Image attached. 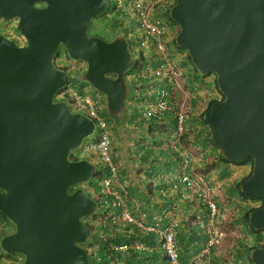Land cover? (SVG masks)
<instances>
[{"label":"water","instance_id":"obj_1","mask_svg":"<svg viewBox=\"0 0 264 264\" xmlns=\"http://www.w3.org/2000/svg\"><path fill=\"white\" fill-rule=\"evenodd\" d=\"M107 10V0H0V23L17 19L26 40L21 47L0 36V213L15 227L0 248L21 255L23 264L91 263L82 247L92 233L84 219L97 213L98 202L79 187L94 179L96 165L71 156L95 122L54 101L70 81L55 61L63 46L85 62L81 80L121 115L125 74L134 67L128 42L89 34ZM170 17L180 28L177 45L199 73L217 76L224 100L204 119L227 161L253 160L241 190L261 201L249 223L264 231V0H176ZM251 261L264 264V247Z\"/></svg>","mask_w":264,"mask_h":264},{"label":"built area","instance_id":"obj_2","mask_svg":"<svg viewBox=\"0 0 264 264\" xmlns=\"http://www.w3.org/2000/svg\"><path fill=\"white\" fill-rule=\"evenodd\" d=\"M111 1L113 15L126 22L132 34L140 41V50L149 48L146 59L140 62L139 76L143 81L148 80L152 89L142 101L139 117L146 120L147 126L157 135H164L171 152L180 156L178 171L166 175L170 189L179 194L182 200L195 202L206 210L205 214L194 216L190 222L193 227L204 233L206 243L202 251L191 258L189 264H207L210 256L221 247L226 233L221 226V210L216 199V187L205 180V177L195 173L193 153L183 141L189 132L188 116L191 114V103L178 58L167 46L169 28L162 18L174 1ZM135 25L138 30L132 28ZM206 94L208 98H212L210 92L206 91ZM55 101L65 102L73 113L84 114L95 121L94 138L83 144L82 152L85 155L97 153L102 165L108 169V176L103 180L102 194L104 197L111 196L114 199L118 216L113 219V224L121 222L136 225L147 235L152 234L154 241L157 242L155 249L160 248L164 253L166 264H182L177 248L180 224L175 208L172 205L164 207L154 217L152 226L138 221L130 212L126 202L129 193L119 182L120 169L111 151L110 125L100 114V102L76 83H71L59 91ZM161 195L170 199L165 191H162ZM134 247L146 250L140 244H123L115 247V250L129 251Z\"/></svg>","mask_w":264,"mask_h":264},{"label":"crops","instance_id":"obj_3","mask_svg":"<svg viewBox=\"0 0 264 264\" xmlns=\"http://www.w3.org/2000/svg\"><path fill=\"white\" fill-rule=\"evenodd\" d=\"M169 1L171 2L172 0ZM175 55L177 56L178 60H187L185 57L186 55L179 52L177 49H175ZM131 78L127 79L130 86V94L128 98L129 101L127 103L128 109L119 119L120 123L117 126L113 124L116 122V120L114 122H110V133L112 136L111 151L113 153L115 163L118 165L121 171V173H119V182L120 185L125 187L129 193L126 202L130 212L138 221H141L148 226H152L154 224V217L157 216L164 207L167 205H172L175 208L177 220L180 224L177 236V248L181 263L189 264L191 258L195 255H198L206 243V236L204 233L197 227H193L190 223L194 216L201 213L205 214V208L199 206L195 202L182 200L179 194L173 192L170 189V183L168 181V177L166 176L169 173L168 162H166V165L163 166L162 172L158 175V180L154 178L156 171L158 170L156 167L152 168V166L155 165L154 162L158 161L160 158V153L156 150L157 147L153 146L152 142L143 140L140 145H137L136 142H129L131 145L129 154H131V161L134 162L132 163L134 165L133 169H131V164L129 167L127 164L126 166L121 165L117 158L118 148L120 147L119 145L122 138L121 134L124 133L126 138L129 139L130 136H128V130L129 133H131L130 130L132 126H137L140 124V122H142L139 117L141 102H139V108L136 103V98L140 94L139 92L144 87H146L148 83H150L146 81L144 84L140 83L138 85L139 79ZM215 81V78L210 76L204 78L203 82L206 85L211 82L212 86L208 88L216 91V88L214 87ZM85 89L88 94L94 96L101 103L103 108V97L93 93V91L87 87ZM143 91L144 89L142 92ZM195 92H197L198 96L195 100L197 103L194 112L198 114L205 110L206 106L203 105H205L204 103H206L207 99L203 97V91L200 89L196 88ZM188 99L191 105L194 106L192 98L188 97ZM121 128L123 131L120 130ZM202 128L208 132L209 127L204 125ZM204 137L206 136L204 135ZM133 138L134 136L131 135L130 141ZM196 138L197 137L193 136L186 142L187 147L191 150L194 156L195 173L201 175L199 172H203L205 180L215 185L217 188L216 199L224 217L226 218L230 211L233 212L236 226L241 227V229H244L246 232L243 236H241V239H236V241L232 243V248H235V253L231 258H225L226 251L228 250L225 248L228 246H226L223 242L220 250H216L215 253L210 256L207 264H244L242 257L247 256V254L245 255L244 252H247L249 250L248 248L251 246L254 247L257 244L256 238L250 233L249 228H247L244 217L248 209L258 206L259 203L256 201H247L243 199L237 192L236 186L249 175L251 172V167L249 165H235L224 162L221 158V152L219 148H216L209 140H205V138L204 140L201 138V142H199L200 140L198 141ZM136 146L139 148L136 149V153H133L135 151L134 147ZM79 157V150L72 153L73 159ZM81 159H87L99 166V156L97 153L87 158L81 156ZM172 163L174 162L172 161ZM150 164L151 168L149 175L147 170ZM230 165H232V168H230ZM220 173L222 174L220 177H218ZM162 175H165L166 177H162ZM107 176L108 170L106 167H104L103 172L99 177L101 185L99 186L98 190L93 184H86L82 188L85 189V191L92 198L98 199L102 189V180ZM162 191H165L167 194H169L170 199L164 198L161 195ZM111 200L114 201L112 197L107 199L109 208L112 204ZM101 213H103V209L100 211V213H98L99 217H95V220L89 219L92 220L89 222L92 224V226H94L93 233H95V236L93 239H91L87 245V248L91 254L93 253L92 255L95 258L94 262L96 259H101V264H166L164 253L160 250V248L155 249V247H157V242L154 241L152 234L147 235L136 225L119 223V225L112 227L108 224L106 218H103ZM116 216H118V210ZM7 222L9 221L0 216V241L2 238L12 234L15 231L14 225L11 223L13 226L11 229ZM112 228L117 229L112 230ZM226 233H228V231H226ZM262 240H264V235H262ZM129 241H132V244L142 245L146 248V250H143L142 248L139 250L135 247L129 251L112 250L113 246H120L122 244L128 243ZM16 262H19V259H16ZM0 264L10 263L7 259L4 260L2 256H0Z\"/></svg>","mask_w":264,"mask_h":264},{"label":"clouds","instance_id":"obj_4","mask_svg":"<svg viewBox=\"0 0 264 264\" xmlns=\"http://www.w3.org/2000/svg\"><path fill=\"white\" fill-rule=\"evenodd\" d=\"M108 1V10L104 13V14H107V15H105V18L106 19H108V25L111 27V28H109V30L110 31H112L111 32V34H110V36H109V41H113L114 39H116V38H125L126 40H127V42H128V45H129V51H130V54H131V57H132V60H133V69L131 70V71H129L128 73H126L125 74V80H126V82H127V85H128V96H127V98H126V101H125V108H124V111H123V113L121 114V115H113V114H111L109 111H108V107L107 106H104L103 108H102V106L100 107V114L102 115V116H104L106 119H107V115L108 116H110L111 118L112 117H120V116H122L125 112H126V110L128 109V106H127V103H128V101H129V94H130V86H129V83H128V78H131V77H134V78H131V79H139L138 80V85L140 84V83H145L146 81H148V80H146V81H143V80H141V78H140V76H139V71H140V62L141 61H143V60H145L146 58H145V56H146V54L148 53V51H149V48L148 49H146V50H140V48H139V45H140V41L138 40V38L135 36V35H133L132 34V32L130 31V29H129V26L126 24V22L125 21H123L119 16H115V15H113V10H112V7H111V4H112V1L111 0H107ZM172 1H174V4L172 5V7L175 5V2H176V0H172ZM172 7H170V12H171V9H172ZM104 14H102L103 16H104ZM164 17V16H163ZM164 20H165V22L167 21L166 19H165V17H164ZM175 23V22H174ZM1 24H3V23H0V27L2 26ZM167 24V23H166ZM176 24V23H175ZM174 24V26L173 25H168L167 24V27L169 28V31H168V39H169V41H168V39H167V41H168V43H167V46L169 47V49H171L172 50V52H174L175 53V49H177L179 52H181V53H183L182 52V50L181 49H183V48H180L178 45H177V42H176V39H177V36H178V34H179V32H180V28H179V26L176 24L175 25ZM176 27H177V29H176ZM16 29V31H15V33H17V35L16 36H19L20 34H19V32H18V26H17V28L16 27H14V26H12V27H10L9 28V31L8 32H10L11 34H13L12 33V29ZM133 29H136V30H138L137 29V25H135V26H133L132 27ZM175 48V49H173V48ZM185 50V49H184ZM151 52H154L153 50H150ZM184 53L186 54V56H187V58L189 59V54H188V52L185 50L184 51ZM65 55H66V58H63L62 60H59V62H57V67L58 68H60V69H62V70H64V71H66L68 74H69V72H68V68L67 67H65L66 65H65V62L66 63H71L68 59H70V60H72V61H77V60H73L72 58H70L69 57V55L67 54V52L65 53ZM58 57V56H57ZM56 57V59H58ZM179 61V60H178ZM190 61V60H189ZM77 62H83V61H77ZM192 62V61H191ZM56 63V62H55ZM85 63V62H84ZM87 65V64H86ZM180 65V64H179ZM181 67V66H180ZM196 68V67H195ZM87 69V68H86ZM181 69H182V73H183V76H184V84H185V89H187L186 88V85L188 84V82H189V84H191V83H193V81H190V79L188 78V77H185V75H184V70H183V68L181 67ZM196 72L198 73V74H200L199 73V71L196 69ZM85 73V72H84ZM84 74H82L81 76H80V78H72L71 76H70V81H69V83H68V85L69 84H71V83H76L77 85H79L81 88H83V89H85L86 87L88 88V89H91V91H93L94 89L87 83V82H85V81H82L81 80V77L83 76ZM212 76H214L215 74H211ZM216 78H215V80H216V83H217V76H215ZM149 82V81H148ZM67 85V86H68ZM192 85V84H191ZM66 86V87H67ZM218 86V85H217ZM65 87V88H66ZM64 89V88H63ZM144 89V91L142 92V90ZM139 93V95L137 96V98H136V103H137V105L139 106V108H140V105H139V102H141V106H142V101L146 98V96L148 95V93L149 92H151V86L149 85V83H148V85L146 86V87H144ZM86 90V89H85ZM94 91H96V90H94ZM201 91H203V97H205L206 99H207V101H206V103L207 104H209V102L210 101H212V100H219L220 102L221 101H223L224 99H222V96H223V94H221V92L219 91V89H216V91H213V90H211V89H209V88H204L203 90H201ZM206 91H208V92H210L211 94H212V98H208L207 97V94H206ZM213 91V92H212ZM87 92V91H86ZM97 95H99V96H101V97H103V100H104V103H106L107 102V99H106V97L103 95V94H101V93H99V92H95ZM89 95H91V94H89ZM187 95H189V93H188V91H187ZM195 95L196 96H198V94H197V92H195ZM92 96V95H91ZM95 100H97L94 96H92ZM189 97H190V95H189ZM55 101V100H54ZM98 101V100H97ZM55 102H57V101H55ZM219 103V102H218ZM67 104V103H66ZM101 104V103H100ZM215 104V103H214ZM68 105V104H67ZM69 106V105H68ZM70 108V107H69ZM207 108V107H206ZM205 108V109H206ZM71 110V109H70ZM105 110V111H104ZM208 110V109H207ZM206 110V111H207ZM107 111H108V113H107ZM206 111H205V113H206ZM72 112V111H71ZM103 112H105V113H103ZM140 112V111H139ZM73 113V112H72ZM80 114V113H79ZM84 115V114H83ZM205 116V115H204ZM90 119V118H89ZM92 120V119H91ZM94 121V120H93ZM142 121V120H141ZM95 122V121H94ZM107 122H108V124L110 125V122L108 121V119H107ZM148 128H149V131H150V135H154V136H158L157 134H156V132L153 130V129H150V127L148 126ZM95 129H96V125H95ZM94 134H95V131H94V133H93V135L91 136V137H89L88 139H90V138H92L93 136H94ZM111 134V133H110ZM189 139V138H188ZM187 139V140H188ZM111 140H112V136H111ZM187 140L185 141V142H187ZM85 142V141H84ZM84 142L82 143V145H81V147H80V149H79V151L81 150L82 151V146H83V144H84ZM78 151V150H77ZM80 151V157L79 158H75V159H73L72 158V156H71V158L73 159V160H77V159H81V156L82 155H85V154H83V152H81ZM75 152V151H74ZM87 156V155H86ZM87 158V157H86ZM100 159V158H99ZM87 160V159H86ZM94 164V163H93ZM102 165V164H101ZM104 167L105 166H103L102 165V169H104ZM107 168V167H106ZM108 170V169H107ZM99 173H98V171L96 170V175H95V177L94 178H96V176L98 175ZM105 178H107V177H104L103 178V180L105 179ZM103 180H102V188H103ZM84 185H86V184H84ZM84 185H81L79 188L80 189H83L82 187L84 186ZM85 190V189H84ZM90 196V195H89ZM91 197V196H90ZM111 197V196H110ZM110 197H104L103 196V194H102V189H101V193H100V196H99V198L98 199H96V198H93V199H95L97 202H98V211H101L102 209H103V213H101L102 214V216H103V218H106V220L108 221V224L110 225V226H117V225H119V223H117V224H113V219L115 218V216H111L112 214H110V208H109V204H108V202H107V199H109ZM113 198V197H112ZM259 203V205L258 206H261L262 205V203H261V201H259L258 202ZM219 205V204H218ZM108 208V209H107ZM220 208V207H219ZM221 210V209H220ZM97 211V213L93 216V217H88V218H85L84 219V222L87 224V225H89L90 227H91V229H92V233H93V231H94V226H92V224H90V222L89 221H92V220H89V219H96L95 217L97 216V217H99V215H98V212ZM224 217V215H223V213H222V210H221V217H220V219H221V222H222V224H221V226H222V228L224 229V232H225V229H226V227H223L224 226V224H225V217ZM223 222H224V224H223ZM121 223V222H120ZM122 224H125V223H122ZM247 225V224H246ZM247 228H248V226H247ZM250 231V230H249ZM91 233V234H92ZM226 233V232H225ZM264 235V234H263ZM91 236V235H90ZM226 236H228V233H226ZM254 236V235H253ZM255 237V236H254ZM227 237H225L224 238V240L226 239ZM256 238V237H255ZM3 239V238H2ZM89 240H90V238H89ZM89 240H88V242H89ZM224 240H223V242H224ZM256 240H257V244H256V246L257 245H259V246H264V240H262V238L261 239H257L256 238ZM87 242V243H88ZM223 242H222V244H223ZM0 243H1V241H0ZM86 243V244H87ZM126 244H132V241H129L128 243H126ZM123 245V244H122ZM121 246V245H120ZM82 247L84 248V249H86L87 251H88V253L90 254V257H91V263L90 264H101V259H96V261L94 262V256L90 253V251L88 250V248H87V245H82ZM115 247H119V246H113V249L112 250H114V251H118V250H115ZM221 248V247H220ZM220 248L218 249V250H220ZM251 248H252V246H251ZM258 248V247H257ZM260 248H262V247H260ZM249 250H248V254L250 255L249 256V258L251 259V255H252V253H250V248H248ZM0 251L2 252V250H1V248H0ZM215 253V252H214ZM2 258L5 260V259H7L8 260V262L10 263V264H23V262H24V258L21 256V255H14V256H9V257H7L6 256V254H4L3 252H2ZM16 259H19V262H16ZM250 261V260H249ZM253 263V262H252ZM109 264H113V263H109Z\"/></svg>","mask_w":264,"mask_h":264},{"label":"rangeland","instance_id":"obj_5","mask_svg":"<svg viewBox=\"0 0 264 264\" xmlns=\"http://www.w3.org/2000/svg\"><path fill=\"white\" fill-rule=\"evenodd\" d=\"M100 19L101 18H95L93 21H92V25L94 26L93 27V30H99L100 34L105 37L104 39L107 40L108 37L110 36L111 32L110 30L107 29V23H108V19H103L104 23L101 25V22H100ZM99 20V21H98ZM5 27V26H4ZM10 27H8L7 29H9ZM103 28V29H102ZM3 29V27L1 26L0 27V30ZM102 29V30H101ZM89 34L91 35V30L89 29ZM15 35H17V33H15ZM102 37V38H103ZM184 53V52H183ZM185 54V53H184ZM186 55V54H185ZM187 58V56H185ZM179 64L181 65V67L183 68L184 70V75L186 77H188L190 79V81H193L195 78H199V74L196 72V68L194 66V64L191 62V60L189 61V59L187 58L186 61L184 60H181L179 59ZM202 75V74H201ZM189 84V82H188ZM96 91L93 90V93H95ZM186 97V95H185ZM105 100V99H104ZM104 106H107V102L106 103H103ZM205 105L203 106H206V103H204ZM194 109H196V107H194L193 105H191V115L188 116V121L192 124V126L194 127V130H198L200 128V126H204V124L202 123V121L200 120V116L198 114H194ZM108 113V111H107ZM122 116L120 117H110L107 115V119L109 122H114L116 120V122H114L113 124L114 125H118L120 123L119 119L121 118ZM118 121V122H117ZM208 127V126H207ZM121 131H123V129L121 128L120 129ZM131 133H129V130H128V136H130L129 139L126 138L125 134H121V142H120V147L118 148V153H117V158H118V161L121 165H124L129 167V165L131 164V169L134 168V165L132 163H134L133 161H131V154H129V149H130V144L129 142H132V143H135L137 145H140L143 140H147L149 142H158V141H161L163 139V136L161 135H158L156 137H150V131H149V128L147 126V121L142 119V122H140L139 125L137 126H132L131 128ZM131 135L134 136V138L130 141L131 139ZM127 136V137H128ZM94 137L90 138V139H86L85 142L89 141V140H93ZM84 142V144H85ZM148 145V144H147ZM122 147V148H121ZM143 147V146H142ZM166 147L167 144H166ZM139 147H134L135 151L133 153H136V149H138ZM81 151V150H80ZM82 152V151H81ZM95 153H91L90 155H82V157H91L92 155H94ZM99 161V166L96 165V170L98 171V175L96 176V178H94L93 180H91L88 184L90 185H94V187L98 190L99 186L101 185V181L99 179L100 175L102 174L103 172V169H102V163L100 161V159L98 160ZM155 165L152 166V168L156 167L158 171H156V175L154 178H156V180H158V175L162 172V169H163V166L166 165V159H158V161L154 162ZM234 166V165H233ZM251 167V166H250ZM150 168H151V164L149 165V168L147 170V173L150 175ZM230 168H232V165H230ZM225 169V167H224ZM231 170V169H230ZM232 171V170H231ZM121 173V171H120ZM203 177V172H199ZM222 173H220L218 175V177L221 176ZM148 176V175H147ZM217 189V188H216ZM112 201V204L110 206V211H111V216H116L117 214V208H116V205L114 203L113 200ZM109 206V205H108ZM108 209V208H107ZM100 213V211H98ZM233 212H229L227 217L225 218V224L223 227H226L225 229V232L228 231V236H226L227 238L224 240V244L228 247H226L225 249H228L226 251V255H225V258L226 259H229L233 256V254L235 253V248L233 247L232 248V243L234 241H236V239H241V236H243L246 232L244 231V229L242 230L241 227H238L236 226L235 224V216H233ZM9 224V226L11 227V229L13 228L12 224L10 222H7ZM117 228H112V230H116ZM119 229V228H118ZM120 230V229H119ZM95 236V233H92L91 236H90V240L89 242L91 241V239H93V237ZM89 242L85 245H88ZM248 245V244H247ZM224 249V251H225ZM251 249V247H250ZM244 250V249H243ZM93 254V253H92ZM244 254L247 256L246 257H242V260L244 261L243 263L244 264H251V262L249 261V254H248V251L247 252H244ZM2 252L0 251V256H2Z\"/></svg>","mask_w":264,"mask_h":264},{"label":"trees","instance_id":"obj_6","mask_svg":"<svg viewBox=\"0 0 264 264\" xmlns=\"http://www.w3.org/2000/svg\"><path fill=\"white\" fill-rule=\"evenodd\" d=\"M164 17H165V19L167 20L166 21V23L168 24V25H173L174 26V22H173V20L171 19V17H170V10H168L165 14H164ZM164 17L162 16V18H163V20H164ZM176 25V24H175ZM182 50V52H184L185 50L184 49H181ZM189 60H191V58L189 57ZM210 76H212L211 74H208V75H201V74H199V78H195L194 80H193V83H191V84H187L186 85V88H187V91H188V93H189V95H190V97L192 98V102H193V104H194V107H196V99H197V96L195 95V89L196 88H198V89H200V90H203L204 88H208V87H210V86H212L211 85V82L209 83V84H205L203 81H204V78H207V77H210ZM216 75H214L213 77L214 78H216L215 77ZM205 82H206V79H205ZM208 83V82H207ZM214 87L216 88V89H218V86H217V83H216V81H215V85H214ZM193 90H194V92H193ZM194 97V98H193ZM201 98V97H200ZM222 99H224V96H222ZM204 101V100H203ZM218 102H220L219 100H212V101H210L209 102V104H207L206 105V109L205 110H203V111H201L200 113H198V115L200 116L199 118H200V120L202 121V123L204 124V125H206V126H208L209 128H208V132L204 129V128H202L201 126H200V128L198 129V130H194V127L192 126V124L190 123V122H188V127H189V132L187 133V136L186 137H184V139H183V141H186L188 138H191V137H197L196 139L199 141V142H201V138H203V140H204V138H205V140H209L216 148H218L213 142H212V140H211V132H212V128H211V126H210V124L209 123H207L206 121H205V119H204V115H205V111L207 110V109H209L214 103H218ZM194 114H195V112H194ZM191 115V114H190ZM204 135L207 137V139H206V137H204ZM161 136H163V139L161 140V141H158V142H152V144H153V146H156L157 148H156V150L160 153V159H166V162H168L169 163V166H168V172H177L178 171V160L180 159V156H179V154L178 153H172L171 152V150L169 149V147H166V144H167V146H168V140H166V137L164 136V135H161ZM150 137H156V136H154V135H150ZM148 149H150V148H148ZM221 158L223 159V161L224 162H226V163H228V164H235V165H249V166H251V172L249 173V175L247 176V177H245L237 186H236V190H237V192L239 193V195L243 198V199H245V200H251V201H256V202H259L260 200L259 199H257V198H254V197H252V196H248V195H246V194H244L243 192H242V190H241V185H242V183L245 181V180H247L250 176H251V174H252V171H253V160L252 159H249L247 162H245V163H243V164H237V163H232V162H229V161H227L222 155H221ZM176 159H177V161H176ZM172 161L174 162V163H172ZM0 194H2V191L0 190ZM258 208H260V206H254V207H252V208H250V209H248L247 210V212H246V215H245V217H244V220H245V223L247 224V226H248V228H249V230H250V233L252 234V235H254L257 239H261L262 238V235L264 234V231H262V230H256V229H254L251 225H250V223H249V217H250V214H251V212H253V211H255V210H257ZM0 216L2 217V218H4L5 220H7L6 219V217L2 214V213H0ZM257 247H264V246H259V245H257V246H254V247H252L251 249H250V253H252L253 252V250H255ZM7 257H9L8 255H6ZM249 260H250V262H251V264H253L252 263V261H251V259L249 258Z\"/></svg>","mask_w":264,"mask_h":264},{"label":"flooded vegetation","instance_id":"obj_7","mask_svg":"<svg viewBox=\"0 0 264 264\" xmlns=\"http://www.w3.org/2000/svg\"><path fill=\"white\" fill-rule=\"evenodd\" d=\"M45 6V5H43ZM43 6H39V7H43ZM105 15L107 14H104L103 15H100L99 17L97 18H101L100 19V22H101V25L104 23L103 19H105ZM99 21V20H98ZM3 29L0 30V36H4L6 37L7 39L9 40H12L14 41L15 43H17L18 45H20L21 47H24L26 46V40L25 38L22 36V35H19V36H16L15 35V31L16 29H12V33L11 34L9 31V29H7L8 27H16L18 26V20L17 19H13V20H10L8 22H4L3 24H1ZM108 25V24H107ZM5 26V27H4ZM95 26V25H94ZM92 24H91V27H90V30H91V36H95V37H99V38H102L103 36L100 34L99 30H93V27H94ZM109 28H111L109 25L107 26V29L109 30ZM103 29V28H102ZM101 29V30H102ZM105 37H103L102 39H104ZM105 40V39H104ZM106 41H109V37ZM66 50L65 48L62 46L60 47L59 49V53H58V59H56V64L57 62H59V60H62L63 58H66ZM71 63H66L65 62V67L68 68V72H69V75L72 77V78H80V76L82 74H84V72H86V68H87V65L86 63L84 62H77V61H72L70 59H68ZM63 61V60H62Z\"/></svg>","mask_w":264,"mask_h":264}]
</instances>
